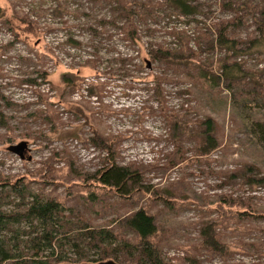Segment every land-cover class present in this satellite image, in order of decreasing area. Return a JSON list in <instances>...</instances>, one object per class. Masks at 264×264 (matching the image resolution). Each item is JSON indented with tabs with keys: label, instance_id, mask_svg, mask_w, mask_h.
I'll return each instance as SVG.
<instances>
[{
	"label": "rangeland",
	"instance_id": "374dc122",
	"mask_svg": "<svg viewBox=\"0 0 264 264\" xmlns=\"http://www.w3.org/2000/svg\"><path fill=\"white\" fill-rule=\"evenodd\" d=\"M95 1L0 0L21 27L18 37L0 21V180L23 181L45 199L58 201L66 220L107 227L134 242L137 236L125 221L144 209L155 218L157 232L151 239L167 264H264V47L232 57V62L242 59L244 72L232 87L223 78L216 85L217 76L214 82L197 79L193 71L151 61V43L173 40L160 27L155 35L142 31L140 45L129 39L125 29L131 30V23L125 21L124 26L98 27L97 49L60 47L66 36L88 41L86 30L75 27L80 21L74 12L78 7L81 16L91 10L98 18L106 16L107 7L90 9ZM196 1L199 14L183 19L180 32L199 60L209 59L206 67L212 61L219 74L228 54L217 47L207 50V43L214 24L237 12L223 10L224 0ZM249 2L258 12L264 5ZM54 3L66 5L67 17L43 16L37 20L39 33H28L20 18L33 7L42 11ZM252 19L232 27L245 41L242 47L248 46L250 34L258 36ZM137 49L141 54L123 65V54L134 58ZM37 69L49 72L47 81L27 83L37 77ZM66 72L72 73V83L64 82ZM207 117L215 121L219 147L201 155L190 134ZM21 141L28 143L25 158L8 150ZM112 158L141 172L142 180L128 193L94 176ZM19 201L10 195L6 208ZM206 227L213 229L222 250L205 244ZM110 260L120 264L112 258L103 262Z\"/></svg>",
	"mask_w": 264,
	"mask_h": 264
},
{
	"label": "trees",
	"instance_id": "16d2710c",
	"mask_svg": "<svg viewBox=\"0 0 264 264\" xmlns=\"http://www.w3.org/2000/svg\"><path fill=\"white\" fill-rule=\"evenodd\" d=\"M261 1L264 3V0ZM95 2L96 5L90 9H95L97 5L100 9L107 7L108 14L106 16L98 18L99 14L94 15L93 10H91V15L83 14L81 16V8L78 7L74 12V19L80 21L79 25L75 27L86 30L85 38L88 41L84 42V38L66 36L64 42L58 43L60 47L67 46L74 51L83 48L94 49V47L97 49L94 38L100 33L98 27L124 26L125 21H129L131 30H125L130 33L129 39L134 42L139 40L136 42L137 45L141 44L142 31L150 36V34L155 35L159 30H162L165 36L173 38L171 41L167 40L168 42L161 41L150 44L148 56L151 61L165 64L169 69L178 72L193 71L194 78L197 79L214 82L213 79L217 76L219 79L216 85H219L220 79L223 78L228 80L229 87H232L233 83L244 73L242 59L232 62V57L241 58V55L248 51L264 47V5L258 12L252 7L249 0L241 4L235 0L220 2L223 10L236 11L237 14L234 18L216 22L215 28L211 30L210 34L213 38L207 43V50H214L217 47L229 56L220 64L219 74L213 72L212 61L207 65L209 67H206L205 62L210 60L205 59V62L199 60L198 51L192 46H188L186 36L180 32L182 26H180V22L182 23L183 19L196 17L199 14L200 5L196 0H96ZM237 4L240 6L238 9L234 7ZM51 6L42 11H39L38 8L35 10L33 7L27 13L26 18H20L21 22L26 23L25 29L28 33H39L37 20L44 18L43 16L51 19L67 17L69 9L65 4L54 3ZM239 9H244L245 14H239ZM145 12L146 16H144ZM84 16L87 21L81 20ZM148 17L152 18L147 19ZM245 17L253 18L252 23L256 26L254 32L258 33V36L250 34L246 41L248 46L242 47L241 44L245 41L237 38L232 27L239 23L243 24ZM15 19L8 17L6 11L0 7V21L10 25L15 31V35L19 37L17 31L21 27L15 23ZM85 22H89V24ZM61 25L64 26V24ZM159 27L161 29H156ZM88 36L90 37L88 38ZM0 48L3 47L0 46ZM136 53L134 58L132 55L123 54L120 61L123 65H127L130 60L136 59L141 54V50L137 49ZM70 55L68 52V56ZM188 72L187 74L191 76ZM35 73H37V77L28 78L27 83H36L38 79L47 81L49 76L47 70L37 69ZM72 76L71 72L64 73V82L72 83ZM156 78L158 79V77ZM163 113L168 118V122L172 123L167 109ZM177 124L178 122L175 123V125ZM215 125V121L211 117H207L200 121L197 126L199 129L195 131V134L191 130L190 137L196 139L194 148L197 153L207 155L219 147L215 135ZM177 140L181 141V138ZM110 162L108 166L94 175H100L101 183L115 187L125 194L129 192L131 185L139 184L142 180L140 170L133 164L122 166L117 164L114 158ZM10 195H15L20 199L13 209L6 208L5 201ZM63 210L64 208L58 201L45 199L41 194L29 189L23 181L9 183L0 180V264H59L63 261L101 264L111 258L120 264H167L160 249L151 239L157 232L155 218L144 209L132 213L124 225L127 230L137 236L136 242L124 235L120 236L107 227L96 228L84 221L66 220ZM202 236L206 245L214 250H222L223 246L219 243V239L211 227L204 228ZM70 251L77 257L73 258Z\"/></svg>",
	"mask_w": 264,
	"mask_h": 264
},
{
	"label": "water",
	"instance_id": "95a60500",
	"mask_svg": "<svg viewBox=\"0 0 264 264\" xmlns=\"http://www.w3.org/2000/svg\"><path fill=\"white\" fill-rule=\"evenodd\" d=\"M28 148V143L26 141H21L17 144L10 145L8 147V150H10L13 153L18 154L21 158H25V153ZM103 264H117L115 261L110 260L107 262H103Z\"/></svg>",
	"mask_w": 264,
	"mask_h": 264
}]
</instances>
